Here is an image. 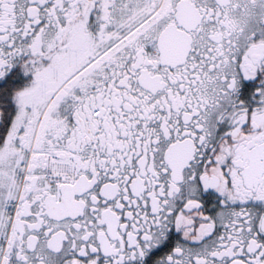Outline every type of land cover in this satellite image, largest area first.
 <instances>
[{
  "label": "snow or ice",
  "instance_id": "obj_1",
  "mask_svg": "<svg viewBox=\"0 0 264 264\" xmlns=\"http://www.w3.org/2000/svg\"><path fill=\"white\" fill-rule=\"evenodd\" d=\"M0 264H264V0H0Z\"/></svg>",
  "mask_w": 264,
  "mask_h": 264
}]
</instances>
